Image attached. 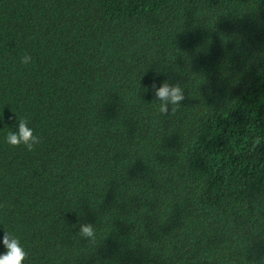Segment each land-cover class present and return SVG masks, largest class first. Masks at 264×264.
Returning <instances> with one entry per match:
<instances>
[{
	"label": "trees",
	"instance_id": "trees-1",
	"mask_svg": "<svg viewBox=\"0 0 264 264\" xmlns=\"http://www.w3.org/2000/svg\"><path fill=\"white\" fill-rule=\"evenodd\" d=\"M0 129L24 264H264V0H0Z\"/></svg>",
	"mask_w": 264,
	"mask_h": 264
},
{
	"label": "clouds",
	"instance_id": "clouds-1",
	"mask_svg": "<svg viewBox=\"0 0 264 264\" xmlns=\"http://www.w3.org/2000/svg\"><path fill=\"white\" fill-rule=\"evenodd\" d=\"M19 62L22 65L29 64L31 57L23 55ZM143 91L152 94L151 104L155 105L156 111L162 116L174 113L180 107L181 101L185 99L184 89L179 82L164 80L157 86V83L153 81L145 86ZM15 119L14 129L5 127L8 131L4 134V142L13 147L24 145L31 150L38 143V138L25 119L17 116ZM77 234L85 241L94 240L95 227L89 223H82L79 225ZM0 249H2L0 250V264H24L27 253L15 232L3 230V235L0 236Z\"/></svg>",
	"mask_w": 264,
	"mask_h": 264
}]
</instances>
